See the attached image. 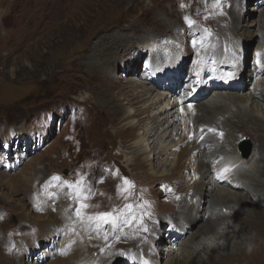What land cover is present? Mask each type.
Segmentation results:
<instances>
[{"label": "rangeland", "instance_id": "1", "mask_svg": "<svg viewBox=\"0 0 264 264\" xmlns=\"http://www.w3.org/2000/svg\"><path fill=\"white\" fill-rule=\"evenodd\" d=\"M233 16L238 18L235 33ZM186 18L194 23L190 26ZM259 20L264 23V0H0V264H70L66 253L70 248L61 247L60 228L75 232L77 224L80 229L75 237L82 240L88 255L95 251L97 258L88 264H147L138 259L156 248L150 240L153 236L159 239L158 249L191 239L195 259L181 264H264V259L255 262L263 258L264 245L260 254L250 248L255 239L264 242V208L246 198L245 208H237L242 214L236 220L226 213L232 208L222 204L214 216L215 228L208 224V213L205 220L200 212L198 221L186 233L182 231L191 224L184 216L192 202L180 197L178 186L167 178L152 176L163 166L153 158L158 150L150 155L133 146L145 127L132 130L138 118H131L129 112L138 107L127 95L145 88L152 89L150 99L162 98L167 91L175 92L177 98L185 93L210 98L216 89L211 83H205L201 91L195 80L189 85L183 81L191 72L195 54L206 47L199 41L192 53L193 40L202 33L214 40L228 33L222 28L228 23L233 39L254 52L260 42L258 27L251 31L246 25ZM245 56V66L251 67L252 56ZM206 60L200 70L206 67ZM172 66L177 70L168 74ZM218 74L204 72L202 77L209 81V77L220 78ZM232 76L228 82L234 81ZM253 83L251 77L236 84L244 93ZM187 86L190 92L184 90ZM147 97L140 100L148 105L151 100ZM165 102L154 105L152 113L141 119L154 113L163 117L167 110L160 111ZM173 110H169L172 115ZM230 121L237 136L254 138L263 160L262 132L253 133L255 126L244 118L235 116ZM178 126L179 122L165 132L163 146H176V140L182 139ZM242 141L250 144L248 159L253 144L249 139ZM237 150L244 158L239 144ZM169 163L163 166L167 172ZM191 174L192 170L187 176ZM81 176L85 188L91 189L85 201L90 205L84 210L87 215L131 204L136 219L119 228L82 222L75 214L79 207L75 192L62 183H73ZM125 178L134 185L129 192L121 191ZM211 196L213 192L204 198L203 211ZM246 207L248 215H244ZM251 211L255 217H249ZM139 216L143 241L130 249L135 241L116 238L138 230ZM252 221L259 225L254 231ZM239 226L244 231L238 239L249 240L245 253L241 246L237 255L229 252L221 259L215 252L208 258V246L199 241L215 234L224 238L222 230L232 233ZM152 259V264H167L168 257L158 254Z\"/></svg>", "mask_w": 264, "mask_h": 264}, {"label": "bare ground", "instance_id": "2", "mask_svg": "<svg viewBox=\"0 0 264 264\" xmlns=\"http://www.w3.org/2000/svg\"><path fill=\"white\" fill-rule=\"evenodd\" d=\"M255 10V12H263V10ZM231 23H233L232 27L235 29V25L238 23V18L233 16V22L231 21ZM263 24L259 20L246 25L249 26L251 31H254L255 28L258 27L257 35L260 36V42L258 43V48L254 52L248 51L249 49L246 50L247 47L244 49V46L240 43L238 44L237 41L233 39L235 36L234 33L238 29H235L234 33L231 34V25H228V23L222 27L223 29H228V33H224L223 35L219 34L214 40L209 38L205 33L198 36L200 39L196 40L197 44L201 41L203 44L202 47H206H204L199 53L195 54V59L191 62V72L184 76L183 81L185 79V84L189 85L195 80L201 91L205 88V83H211V87L214 86L216 89L213 90V95L210 98H203V96H200L197 93L196 95H188L185 93L181 95L180 98H177L175 92L167 91L163 94L164 97L162 98L156 96L155 98L150 99L149 95L152 89L146 91L145 88H142L139 92L134 91V89L131 95L130 92L127 93L128 96H131L129 102L138 107L134 113L129 112L131 118H138V121L132 125V130L142 125L145 127L143 134L136 137L133 146L143 148V151H148L150 155L153 153L154 149L158 150L153 155V158H155V161H158V164L163 163V166L167 162H170L167 166L170 167V170L167 172L162 166L158 170L159 173L152 172V176L167 178L168 182H172L174 185L178 186L177 192L180 197H186L192 202L190 203V206H188L185 212L186 214L184 213V217H186L185 220L191 222V224L189 223L190 227H182L184 233H186L198 221L197 218L200 212H204L202 215L203 218L204 216L206 218V213H208V224L214 227V225H216V223H214L216 217L214 218V216L218 210H221L222 204H225L226 207L228 206L232 208V210L227 211L226 213H229V216L233 217L234 220L242 214L237 208H245L244 205L246 199L256 206L262 207V209L264 208V159L261 160L262 162L260 161L261 157L257 152L259 145H256L254 138L252 139L250 135L246 136L244 134L237 136L238 134H235L230 123V120L234 119L235 116L239 119L244 118L245 122L249 123V125L251 124L255 126L251 129L253 133L260 130L262 132L261 136H264ZM228 37H230V41L228 40ZM201 38H203L204 41H202ZM197 44L195 47L193 46L192 53H194ZM246 45L249 46V43H246ZM245 54L249 57L252 56L251 67L245 66ZM203 59H207V64L203 70H200L199 65ZM175 66L177 65H174V68H176ZM174 68L172 66V69H169L168 74L177 70ZM204 72H207V74H213V72L217 74L218 72L220 78L223 77V79L220 81V78L218 77H216L218 80L214 77H209L208 81V77H202ZM131 73H135V71H132ZM231 73L234 76V81L228 82ZM251 77H254L252 89L241 93V86H238L236 83L241 81H244L245 83ZM190 86L185 87L184 90L186 91L187 88V92H190ZM192 87H194V84ZM142 96H148L147 99L151 100L150 103L146 101L148 105L142 103L145 100H140ZM171 99H173V102L170 104ZM162 101L166 102L161 107L160 112L167 110V113L165 114L166 116L163 115V117H159V115H157L158 113H154L150 117L147 115L141 119V116L148 114V112L152 113V110L155 109L153 106ZM170 108L176 109L173 110V115L177 113V117L172 115V111H169ZM155 115L157 116V120L154 119ZM145 119H147V121H143ZM177 122H179L178 134L181 135L182 139L180 138L176 140V146L170 143L167 146L164 145V147L163 143L165 141L163 139L165 138V132L172 128ZM209 129H214L215 131H209ZM244 138L249 139L253 144V150L248 159L246 158L249 156L250 152L247 156L243 155L244 158H242L237 150L238 142ZM199 139H201L200 142L202 143L198 142ZM188 142L189 145L185 146ZM260 142L263 141L260 140ZM161 158H163L162 161L160 160ZM126 162L128 163L129 161L126 160ZM191 170L192 174L188 177L187 174ZM212 192L213 196L208 200V208L203 211L202 206L205 202L204 198ZM192 204L193 206L191 207ZM219 205L221 206L219 207ZM245 211L244 215L249 211L247 207ZM145 213L146 212H144V214ZM195 216L197 217L195 218ZM252 216H254L253 211L249 214V217ZM138 218H140V226L138 230L134 232L130 231L128 236H120L116 238H125V241L127 242L135 241L130 249H134L143 241L140 228L144 226H142L141 217L139 216ZM252 222L253 223L250 225H252L251 229L254 231L258 229L259 225L254 221ZM78 226L79 224L75 225V232L70 231L69 227L64 229L60 228L64 240V244L61 247L63 250L67 246L70 248L71 251H66L70 258V264H88L89 261H96L97 258L96 255H94L95 251H93V255H88V250L82 243V240L75 237L80 229ZM242 231L244 230L240 226L236 232L233 231L232 233L222 230L225 236L224 238H219L218 235L215 234L208 238L204 237L203 241L201 239L199 242L208 246V258L216 255V257H222L221 259H223L230 254L229 252H232L233 255H237L241 250L245 253V250L249 248V240L247 241L245 238L238 239V234L242 235ZM183 232H178L177 235L182 234L183 237ZM235 236L239 241L234 240ZM150 240L156 244V248H153L154 251L146 250L145 253L148 254V257L144 255L143 257H139L138 260L144 259L147 264H152L151 259L158 254L168 257L166 261L167 264H181L186 263L188 259H195V256L191 255L192 245L190 243L191 239L189 238L186 240L182 239L175 244L166 246L164 249H158L159 239H157V236H153ZM255 240V244H253V246L251 245L250 248L254 249L252 253L260 254L263 251L264 242H261L259 239L256 243ZM104 244L105 241L95 246L94 250H99ZM241 246H244V248L239 251ZM110 247H113V244H110ZM197 249L200 251V247L195 248V251ZM162 250H164L163 253L160 252ZM263 259L264 256L263 258L256 259L255 262L260 263ZM133 263L140 264L138 261Z\"/></svg>", "mask_w": 264, "mask_h": 264}, {"label": "snow or ice", "instance_id": "3", "mask_svg": "<svg viewBox=\"0 0 264 264\" xmlns=\"http://www.w3.org/2000/svg\"><path fill=\"white\" fill-rule=\"evenodd\" d=\"M187 19V18H186ZM187 22L191 26L194 21H191L190 19H187ZM207 32V29L204 30ZM203 38H201L202 40ZM197 44L196 40H193V46L195 47ZM201 46L203 44L201 43ZM209 131H215L214 129H209ZM222 135V133H221ZM53 180L59 181V177H53ZM102 182V181H101ZM65 186L72 189L75 192L76 199L79 203V207L76 209V216L80 218L82 222L87 221L88 223L92 224L94 227H98L99 224H110L113 226V228H119L121 225H128L132 222V220H135L136 217L134 215H131V204H125L124 209H112V211L109 212H100L96 213L95 215H87L84 210L90 207L89 204H87L85 201H87L90 198L91 189L85 188L83 184V177L81 176L79 180L69 183L68 181L62 182ZM123 184L125 187L121 189L123 192H129L130 189L134 188V185L131 181L128 179L123 180ZM125 209L128 211L125 212ZM39 210V209H37ZM145 231L147 229H144ZM107 239V237H105Z\"/></svg>", "mask_w": 264, "mask_h": 264}, {"label": "water", "instance_id": "4", "mask_svg": "<svg viewBox=\"0 0 264 264\" xmlns=\"http://www.w3.org/2000/svg\"><path fill=\"white\" fill-rule=\"evenodd\" d=\"M239 149L243 153L244 156H247L250 152V144L248 141H242L239 143Z\"/></svg>", "mask_w": 264, "mask_h": 264}]
</instances>
